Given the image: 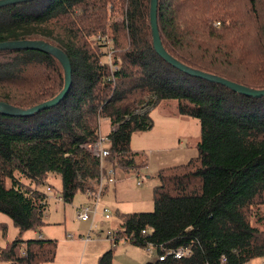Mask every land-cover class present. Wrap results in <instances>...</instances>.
Segmentation results:
<instances>
[{"label": "trees", "instance_id": "trees-1", "mask_svg": "<svg viewBox=\"0 0 264 264\" xmlns=\"http://www.w3.org/2000/svg\"><path fill=\"white\" fill-rule=\"evenodd\" d=\"M149 2L32 0L0 9V43H49L66 54L72 78L56 106L31 116L0 115V213L18 230L0 248V263H52L56 239H21L46 225L40 187L48 175L59 176L64 204L96 179L100 164L85 146L97 140L99 120L115 127L107 135L116 162L135 167L131 137L152 128L147 112L139 110L166 100L176 102L178 115L198 119L197 157L157 172L153 211L118 214V237L140 249L151 246L156 254L189 249L185 258L144 264H248L264 257V217L253 215L262 230L249 218L253 207L264 205V97L238 95L161 60L152 46ZM157 3L161 45L172 58L264 90L260 0H248L251 29L243 18L234 21L227 6L232 0ZM113 17L121 19L111 22ZM107 31L110 63L101 62L107 54L99 43L107 40ZM63 87V69L51 55L0 51V102L29 110ZM113 252L108 249L96 264H112Z\"/></svg>", "mask_w": 264, "mask_h": 264}, {"label": "rangeland", "instance_id": "rangeland-1", "mask_svg": "<svg viewBox=\"0 0 264 264\" xmlns=\"http://www.w3.org/2000/svg\"><path fill=\"white\" fill-rule=\"evenodd\" d=\"M260 1L261 23H263L264 0ZM227 6L231 15H234L235 22L243 18L245 26L251 29L254 25V16L250 13L248 0H232V3ZM120 19L113 17L111 22H119ZM108 34L107 31L108 38L105 42H99L102 45L100 51L105 54L108 53L106 45L108 47L112 45L110 41L112 35ZM104 61L108 62V57L101 58V62ZM145 112H147L148 119L152 121V128L147 131L134 132L131 137L130 149L135 167L122 168L117 163L119 182L115 183L116 186L106 187L102 192L100 204L108 208L111 214V219L104 225V229L101 228L102 232L100 229L91 232L90 240L87 242L79 238L87 233L89 227V223H81L75 219L77 208L85 198L87 202L86 194L77 192L72 202L68 204L57 201L54 197L59 196L61 180L58 175H52V180L47 177V185L40 187V190L44 191L47 186L55 189L53 181H55V185L58 184L56 185L57 189L50 193V199H48L43 214L46 227H41L35 233L36 235H33V232H26L22 235V240L36 237L39 234L46 236V233L52 232V237L58 238L57 256L54 260V263L58 264H84L89 261H95L96 264L98 257L108 249L114 251L113 259L116 260V264H127L133 256L146 257L151 262L156 261L155 251L149 253L145 248H137L128 241H121L112 246L105 237V229L118 225L119 222L116 219L118 214L153 211L152 190L159 184L156 177L157 172L168 167L183 165L196 158L198 153L196 145L200 139V132L198 119L178 115L177 104L173 100L160 101L155 107L151 106L142 113ZM99 121L97 133L107 135L109 131L115 129L108 121ZM256 208L251 209L250 222L251 225L262 230L263 224H258L256 216L253 215L258 214L264 217V205ZM0 224L2 225L0 248H4L7 243H11L15 239L18 230L12 225L11 220L1 213ZM69 236L72 237V240L68 238ZM261 262H264V257L251 260L249 264H261ZM0 264L8 263L1 262Z\"/></svg>", "mask_w": 264, "mask_h": 264}, {"label": "water", "instance_id": "water-1", "mask_svg": "<svg viewBox=\"0 0 264 264\" xmlns=\"http://www.w3.org/2000/svg\"><path fill=\"white\" fill-rule=\"evenodd\" d=\"M25 1H32V0H0V9L7 5H16L20 2H25ZM149 3H150L149 21H150V31L152 32V46H154V50L161 60H163L164 62L166 61L169 65H171L179 72L181 71L182 73L187 74L194 78L198 77L208 83L211 82L218 84L222 87H226L230 89L233 93H236L238 95L241 94L252 99L264 97V90H257V89L252 90L243 85L233 83L225 78L222 79L213 74H206L196 69L193 70L187 67L186 65L182 64L181 62H178L177 60L172 58L164 49V47L161 45L160 35L158 32L157 17H156L157 6H158L157 0H150ZM5 50H12V51L37 50L47 55L48 54L51 55L58 62V64L61 65L63 69L64 87L60 92V94H58L55 98L51 99L48 102H44L42 104L36 105V107L29 110H23V109L20 110L8 104L0 102V115L6 117L31 116L33 114H36V112L45 109H50V107L56 106L64 99L72 82L71 64L69 63V60L64 52H62L60 49L56 48L55 46L49 43L47 44L41 40L4 41V43H0V51H5Z\"/></svg>", "mask_w": 264, "mask_h": 264}, {"label": "built area", "instance_id": "built-area-1", "mask_svg": "<svg viewBox=\"0 0 264 264\" xmlns=\"http://www.w3.org/2000/svg\"><path fill=\"white\" fill-rule=\"evenodd\" d=\"M107 54L109 62L111 53L108 52ZM112 68L113 70L115 69L113 66ZM149 108L150 106L144 105L142 109L139 110V113H142L143 111H146ZM97 135L98 138L95 143L86 145L85 147L87 150H89L92 156L98 159V163L100 164L99 174L95 180L88 181L87 186L84 190V194H86L87 197V202L83 204L80 208H78L75 214V219L78 222L89 223L87 233L81 237V239L85 242L90 240L91 232H94L98 229H100V232H102L101 228L104 229V225L111 219L109 209L101 205L100 202L102 199V192L105 190V188L114 185L117 181L116 172L118 169V164L109 150L111 141L108 138V135H103L100 132H98ZM43 192L46 196V201H48V199H50L49 195L52 192L51 187L47 186ZM54 198H56V200L59 202H63L62 197L60 195ZM105 231V237L111 243L112 246H115L121 241H125V239L118 237L117 226L107 228L105 229ZM141 233L143 234L145 233V231L142 230ZM145 249L149 253L154 251L151 246H147ZM188 254V248H177L175 250L165 251L162 254H157L156 260L162 261L170 257L174 259H181L185 258ZM261 264H264V262H262Z\"/></svg>", "mask_w": 264, "mask_h": 264}, {"label": "crops", "instance_id": "crops-1", "mask_svg": "<svg viewBox=\"0 0 264 264\" xmlns=\"http://www.w3.org/2000/svg\"><path fill=\"white\" fill-rule=\"evenodd\" d=\"M151 110V109H150ZM118 173H119V171H117L116 172V178H117V175H118ZM52 175H54V176H57L56 174H54V173H52ZM52 175H48V178L49 179H51L52 180ZM48 178H47V180H48ZM56 178V177H55ZM54 179V178H53ZM59 180V179H58ZM60 181V180H59ZM117 181H118V178H117ZM116 181V183H118ZM55 181H53V186L55 187V189L54 188H52L51 187V189L54 191V190H56L57 189V187H56V185H58V184H56L55 185V183H54ZM52 184V183H51ZM115 185V184H114ZM113 185V186H114ZM116 186V185H115ZM61 189V187L59 188V190ZM108 189V188H107ZM106 189V190H107ZM59 192V191H58ZM106 192V191H105ZM104 192V193H105ZM82 194H84V191H82ZM85 195V194H84ZM48 202V201H47ZM84 203H86V198L83 200V202L80 204V206L78 207V208H80ZM78 208H77V210H78ZM46 227V226H45ZM44 227V228H45ZM47 227H49V226H47ZM50 228V227H49ZM29 232V231H28ZM31 232V231H30ZM26 233V232H25ZM24 233V234H25ZM36 232H33V235H36L35 234ZM23 234V235H24ZM47 236V237H46ZM46 236L44 235L43 236V234H39V235H37L36 237H32V238H30V239H48V238H50V239H56L57 241H58V238H53L52 237V232L51 233H46ZM82 237V236H81ZM81 237H79L80 239H81ZM70 240H72V237H68ZM82 240V239H81ZM82 241H84V240H82ZM57 256V255H56ZM55 261H53L52 263H48V264H58V263H54ZM146 262H149V260L146 258V257H140V256H133V258L132 259H130L129 261H128V263L127 264H144V263H146ZM262 263V262H261ZM81 264V263H80ZM84 264H95V261H89L88 263H84ZM112 264H116V260H114L113 259V262H112ZM249 264V263H248Z\"/></svg>", "mask_w": 264, "mask_h": 264}]
</instances>
